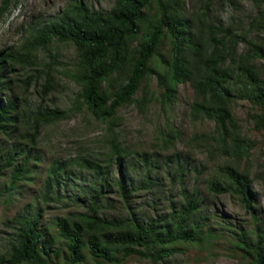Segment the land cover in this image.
<instances>
[{"label":"trees","instance_id":"obj_1","mask_svg":"<svg viewBox=\"0 0 264 264\" xmlns=\"http://www.w3.org/2000/svg\"><path fill=\"white\" fill-rule=\"evenodd\" d=\"M17 0H3L0 15ZM213 0H204L197 11H187L185 0H113L108 9L92 8L76 0L58 14L40 24L16 47L0 51V135L9 137L25 130L27 117L37 132L44 122L66 118L65 108L30 109L23 97L11 87L7 72L14 63L32 64L41 48L51 50L54 40L70 41L75 56L69 70L77 84L72 106L86 109L102 121H111L122 106L135 104L145 110L158 98L149 84L155 76L160 88L159 100H174L179 83L189 82L193 88L194 113L214 120L219 146L230 156H247L253 142L235 128L233 101L242 98L254 106V126L264 130V70L255 59L264 61V38L256 39L232 22L222 24L211 16ZM231 2L239 7L237 0ZM259 15L264 14V0H254ZM245 47L239 50L238 44ZM50 89L44 86L43 96ZM166 136H173L167 129ZM34 139V136L31 138ZM109 157H116L119 166L131 153L113 138ZM31 145L0 147V168L9 172L7 187L20 194L21 185L31 160ZM207 149H210L207 146ZM141 167L151 171L143 151ZM144 155V156H143ZM103 161L102 159H100ZM75 163L89 166L97 174L102 162L79 156ZM106 162H104L105 164ZM179 168V167H178ZM73 170L58 159L51 162L43 183V199L61 200V188L69 182ZM184 168L181 165L178 178ZM150 173H142L136 181L120 175L114 179L127 207L133 191L151 189L158 183ZM108 173L94 176L88 185H80V193L68 196L83 209H69L62 215L44 221L39 203H25L9 219L7 248L0 253V264H48L51 255L62 257L61 264L84 263L86 250L95 261L119 263L126 256L137 254L154 264L180 253L186 246L204 240H225L253 264H264V217L255 206L252 179L238 164L227 162L219 175L210 179L211 193L232 190L250 211L248 225L226 218L219 226H206L208 214L202 207L205 200L197 191L181 187V198L169 201V211L155 217L139 216L128 209L125 214L107 217L103 214ZM141 183V184H140ZM58 257V258H59Z\"/></svg>","mask_w":264,"mask_h":264},{"label":"rangeland","instance_id":"obj_2","mask_svg":"<svg viewBox=\"0 0 264 264\" xmlns=\"http://www.w3.org/2000/svg\"><path fill=\"white\" fill-rule=\"evenodd\" d=\"M75 1L12 2L9 10L0 15V51L16 47L40 24ZM80 1L92 8L108 9L113 0ZM203 1L185 0V8L189 12L197 11ZM237 1L238 8L231 0H213L211 16L224 25L232 22L238 30L245 29L253 38H264V14L262 17L259 15L254 0ZM2 2L0 0V5ZM244 47L243 42L238 44L240 51ZM74 56V45L70 41L54 40L51 50L41 48L32 64L14 63L12 70L6 73L11 79L13 90L27 104L28 113H31L30 109L43 106L65 108L69 115L53 122H44L37 132L31 126L32 117H27L25 130L16 131L9 137L0 135L2 148L31 145L30 171L26 174L29 179L21 185L19 195L7 187L9 172L0 168V253L7 248L9 219L12 223V218L21 205L39 203L44 221L62 215L69 209H83L68 196L80 193V185H88L94 176L106 173L112 180L105 187L103 198L108 203L103 212L107 217L125 214L128 209L137 211L143 217H155L168 212L169 201L180 199V188L184 187L186 191H197L205 200L202 212L209 215L206 226H219L216 221L223 217L248 225L252 223L251 213L244 207L238 194L232 190L211 193L208 189L210 179L222 172L225 163H236L249 173L256 195L255 206L259 207L264 217V130L254 126L252 113L255 108L249 101L239 98L233 101L231 109L237 121L235 128L253 145L247 156L232 157L226 148L219 146L218 141L221 139L217 136L214 120L192 111L194 93L189 82L179 83L174 100L162 104L159 100L160 88L155 76H151L149 84L158 98L152 100L145 110L133 103L122 106L109 122L93 116L86 109L78 111L72 106L78 86L69 74ZM255 63L264 70L262 59H255ZM44 86L50 91L43 96ZM167 129L172 130L173 136H166ZM111 138L131 153L124 157L125 162L121 166L116 157H109ZM140 151L145 153L148 164H153L149 172L141 168L146 167L141 166V157L136 153ZM79 156L102 162V172L97 174L91 167L75 163L74 159ZM55 159L73 171L69 174V182L61 188V200H45L41 197L43 183L49 166ZM181 165L184 171L181 178H178ZM142 173L154 175L151 179H156L158 183L148 190L140 188L133 191L130 206L127 207L113 181L122 175L127 180L137 182ZM83 256L86 264H154L150 259L137 254L128 255L119 263L95 261L86 250L83 251ZM58 257L51 255L52 261L48 264H61L62 257ZM158 264L253 263L227 241L209 238L200 244L186 246L180 253L161 260Z\"/></svg>","mask_w":264,"mask_h":264}]
</instances>
